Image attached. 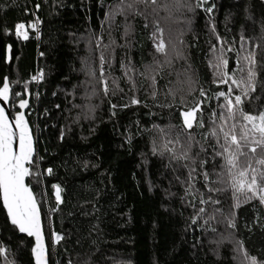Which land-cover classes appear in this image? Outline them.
I'll return each mask as SVG.
<instances>
[{"label":"trees","instance_id":"16d2710c","mask_svg":"<svg viewBox=\"0 0 264 264\" xmlns=\"http://www.w3.org/2000/svg\"><path fill=\"white\" fill-rule=\"evenodd\" d=\"M119 5L120 0H0L3 46L12 47L11 63L3 58L0 65V86L7 77L13 114L21 98L33 110L28 119L37 140L40 183L35 177L28 183L41 205L49 264H251L248 257L264 262V205L239 196V206L233 207L231 189L212 194L218 204L201 205L198 196L185 195L188 170L182 164L190 162L173 160L163 150L172 140L168 147L179 154L191 132L199 141L191 154L204 144L208 155L201 152L199 158L208 160L205 171H213V149L203 134L213 110L217 117L223 111L218 105L224 99L214 93L226 92L231 83L214 77L211 57L219 48L229 76L241 48L255 53V91L244 101V111L264 110V0H157L147 9L141 5L140 15L106 20ZM167 10L169 24L181 35L180 57L172 55L169 62L155 47ZM17 23H24L27 39L16 37ZM31 23L39 34L28 27ZM101 53L108 57V69L115 60L108 71L123 89L115 95L111 82L104 94L100 71L90 78L83 68L86 61L101 68ZM121 62L134 69L135 90L122 75ZM146 68L155 70V89L141 75ZM37 73L44 78L39 86L33 79ZM132 98L139 103L132 104ZM196 101H201L204 127L195 121L193 129L183 128L181 112ZM202 185L198 176L195 188L207 199ZM201 207L205 211L197 214ZM53 232L60 242H53ZM0 245L7 249L0 264H34L32 240L10 224L1 201Z\"/></svg>","mask_w":264,"mask_h":264},{"label":"snow or ice","instance_id":"6c2138e0","mask_svg":"<svg viewBox=\"0 0 264 264\" xmlns=\"http://www.w3.org/2000/svg\"><path fill=\"white\" fill-rule=\"evenodd\" d=\"M156 3L157 0H120V5L112 11L111 15H106V20L114 19L118 13L125 15V18L128 14L140 15L142 14L141 5L147 9L150 5L155 6ZM196 7H200V4L198 3ZM155 10V7H153L152 11L155 12ZM189 10L192 9L189 8ZM205 11L210 13L212 8L208 7ZM28 27L36 28V23H31ZM24 28V23H17L15 25L16 35L27 39V33L21 31ZM157 30L159 31V29ZM127 31L126 27V34ZM153 40L155 41V33H153ZM241 40L243 41V37H241ZM155 47L157 52H163L165 45L163 41H160ZM100 60L103 65V54ZM214 60V77L218 79L220 84H229V81L231 83L226 92L217 91L214 93L224 99V104L218 105L223 111L217 117V113L213 110L212 115L209 117V132L203 134L205 143L213 149L210 157L213 161V171H205L208 160L199 158L201 152H204L206 157L208 155L204 144H200L199 152L194 155L191 154L194 143L199 144V141H194L191 132L187 133V139L179 154L168 147V144L173 143L172 140H167L163 144V150L170 152L173 160L190 162L182 164L188 170L185 181L188 187L185 189V195L190 196L192 200H195L198 196L201 205L207 203L218 204L219 200L213 199L212 194L221 193L228 189H231L232 199L236 201L233 207L239 206V196L244 197L243 202L258 200L261 205H264V110L259 111L258 114L244 111V101L255 91V53L252 51L245 52L241 48V51L237 53L238 67L232 70L231 76L228 75L229 64L224 57L223 49H221L220 55H214ZM121 69L124 77L132 82V89L135 90L133 77L129 75L130 72L134 71L131 64L125 65L121 62ZM154 72L155 70L146 68L145 73H141V75L149 79L151 86L155 89L156 78L154 74H151ZM238 73L241 74L239 78H237ZM118 79H112L113 95L116 94V91H123L119 87ZM100 81L103 83V92L107 95L109 86L103 72H101ZM213 82L215 83L216 80L214 79ZM233 85H235V95L233 94ZM204 94V90L201 89L200 96L203 97ZM14 95L19 97L20 93L17 92ZM152 95H156L155 90ZM169 95H172L171 91ZM0 101L5 103L9 101L7 77L4 78L3 87H0ZM27 103L26 100L21 98L19 109H24ZM131 103L138 104L139 101L132 98ZM181 103H183V100ZM112 107L115 108L116 105H112ZM181 116L183 117V128L193 129L194 120L199 127H204L201 101H196L188 110L182 111ZM217 119L219 123H217ZM209 137L214 140V143L209 141ZM14 142L16 144L15 148L13 147ZM175 143H180L179 137L176 138ZM153 151H156L155 143ZM34 153L33 138L24 113L17 110L13 115L11 112H6L4 107H0V201L3 203L7 220L11 225L20 233H26L28 237L35 238V244L31 248L35 264H48L47 248L42 231L41 205L37 201L32 185L25 182L26 178L35 177L36 184L39 185L40 183L39 159ZM217 158L220 159L217 160ZM217 164L219 171L215 170ZM34 168L37 169L36 172H33ZM47 172L51 175L52 169H47ZM198 176L203 177L202 186L207 189V199L204 198L205 193L195 188ZM212 176L215 179H210ZM52 187L56 189V200L59 204L61 202L59 186L54 184ZM204 211L205 209L201 207L198 209L197 214ZM229 226H234L231 221ZM52 238L54 243L62 240V237L55 232L52 233ZM6 251L7 249L0 245V256H3ZM248 259L251 264H264V262L257 261L256 257H248ZM9 264H12V262H9ZM68 264H72V261L69 260ZM85 264H87V261Z\"/></svg>","mask_w":264,"mask_h":264},{"label":"rangeland","instance_id":"374dc122","mask_svg":"<svg viewBox=\"0 0 264 264\" xmlns=\"http://www.w3.org/2000/svg\"><path fill=\"white\" fill-rule=\"evenodd\" d=\"M119 15L121 16V14H119V13L116 14V16H119ZM171 19H172V15L167 10L163 20H161V22L158 25L159 31L157 30V37H156L157 38V43H159L160 41H163V43L165 45L164 51L163 52H158L159 56H161L165 62L171 61L172 55H175L176 57H180V48L179 47L181 45L179 43H181V35H180V32L177 30L178 26L175 27V26H172L171 24H169V22H172ZM164 23H167L168 27H165L163 25ZM221 49H223V48H219L218 50L214 51V54L211 57V66L213 67L214 72H215L214 55H220ZM112 53H114V50L112 51ZM107 58L108 57L104 56V63H103V65H101V68L97 64L96 65H94L92 63L89 64L86 61V63L84 64L83 68L87 72V74L90 76V78H95L97 73H98V71H100V73H99L100 76H99L98 81L100 80L101 72H103V76L105 77L107 82H111L112 83V79L115 78L114 77V73L112 74L108 70L110 68L111 69L113 68V70H114L115 60H110L109 61V65H111V67H109V69H108V67L106 66L107 65V61H108ZM102 66H105V67L102 68ZM120 69H121V66H120ZM122 73H123V71H122ZM122 75L124 76V73ZM129 75H133V73L130 72ZM101 84H102V82H101ZM194 123H195V120L193 121V124Z\"/></svg>","mask_w":264,"mask_h":264},{"label":"water","instance_id":"95a60500","mask_svg":"<svg viewBox=\"0 0 264 264\" xmlns=\"http://www.w3.org/2000/svg\"><path fill=\"white\" fill-rule=\"evenodd\" d=\"M3 58H5V60H6L7 63H11V61H12V47L9 45V46H7L4 49L3 41H2V37H1V33H0V65H1V62H2ZM8 83H9V101L7 103H5L4 101H0V107H4L5 110H6V112H11L12 113L11 101H12V95H13V88L10 86L9 80H8ZM0 87H3V85L0 86ZM26 101L28 102V100H26ZM17 110H20V111H22L24 113L25 119L27 120V122L29 124L30 132H31V135H32V138H33V144H34V148H35L34 155L36 156V154H37V140H36V137L34 135L33 128L30 125V122H29V119H28V115H27V112H28V103H27L26 107L21 110V109H19V102H18L17 103ZM13 147L14 148L16 147L15 142L13 144ZM28 180H29V178H26L25 179V182L28 183ZM2 206H3V203H2ZM5 212H6V210H5ZM40 214H41V221H42L43 237H44V242H45V245H46V248H47V258H48V264H49V249H48L47 239H46V236H45V230H44V223H43L42 211H40ZM19 235L20 236L27 237L28 239L32 240L33 246H34V244H35V238L34 237H28L26 233H20V232H19ZM33 262H34V258H33ZM34 264H35V262H34Z\"/></svg>","mask_w":264,"mask_h":264},{"label":"built area","instance_id":"2783aa9c","mask_svg":"<svg viewBox=\"0 0 264 264\" xmlns=\"http://www.w3.org/2000/svg\"><path fill=\"white\" fill-rule=\"evenodd\" d=\"M34 17H35V21L37 22V21L39 20V17H38L37 15H35ZM36 28H37L36 31H37V33L39 34V33H40L39 27L37 26ZM21 31L27 33V38L30 36V34H29L26 30L23 29V30H21ZM16 37L19 38V39L25 40V39L23 38V36L18 37V36L16 35ZM43 81H44L43 76H41L39 73H37V75H36V77H35V79H34L35 84H36L37 86H39L41 83H43ZM31 113H33V110H32V109H28L27 115L29 116V115H31Z\"/></svg>","mask_w":264,"mask_h":264}]
</instances>
